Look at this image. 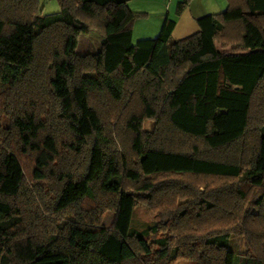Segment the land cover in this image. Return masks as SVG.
I'll return each instance as SVG.
<instances>
[{
    "label": "trees",
    "instance_id": "16d2710c",
    "mask_svg": "<svg viewBox=\"0 0 264 264\" xmlns=\"http://www.w3.org/2000/svg\"><path fill=\"white\" fill-rule=\"evenodd\" d=\"M57 3L0 0V264H264V0L136 41L128 0Z\"/></svg>",
    "mask_w": 264,
    "mask_h": 264
},
{
    "label": "crops",
    "instance_id": "0c3cea01",
    "mask_svg": "<svg viewBox=\"0 0 264 264\" xmlns=\"http://www.w3.org/2000/svg\"><path fill=\"white\" fill-rule=\"evenodd\" d=\"M182 1L128 0L129 9L141 13L134 21L132 33L140 25L142 29L138 39L154 38L164 20L168 18L174 20L172 39L179 40L198 31L196 19L208 14H217L226 7V0H186L178 13L177 4Z\"/></svg>",
    "mask_w": 264,
    "mask_h": 264
},
{
    "label": "rangeland",
    "instance_id": "374dc122",
    "mask_svg": "<svg viewBox=\"0 0 264 264\" xmlns=\"http://www.w3.org/2000/svg\"><path fill=\"white\" fill-rule=\"evenodd\" d=\"M41 5H42V8H41L42 14L54 13L58 10L57 0H41ZM139 26L140 25H138V27H136L134 33H132L133 41H136L138 38H140L139 32H141L142 26H140V27ZM132 28H133V26H132ZM99 41H100V36L94 31H90V32L85 33V34L84 33L80 34L78 39H77L76 52H78V53L95 52L99 48ZM152 127H153V122L151 120H146L144 122V128L145 129L151 130ZM179 137H180V135H179ZM24 163H26V164H24ZM24 163H23V165H24V170H25L26 167H28V165H29L28 159H25ZM179 177L181 179H184L185 181L192 182L200 190L204 189V186H205L204 184L216 185L222 181L219 179H212V178L193 177L191 175H182ZM46 204L47 205L45 206V208L47 207L46 209H48L49 202H46ZM27 206L29 208H32V209L35 208L32 201L28 202ZM42 208L44 210L40 209V211H39V209H38V211H39L40 215L42 214L41 220H45V218H48V216L44 215V213H45L44 211H46L44 206H42ZM32 214H34V212H32ZM112 217H113V211L111 209H105L104 208V210L102 211V214H101V222L106 227H109L111 225L110 223L112 221ZM153 222H154V211L151 208H149L145 204L138 205L135 208V210L133 212V223L135 224V226L137 228L145 227L147 225L152 224ZM45 228L47 229L46 232L47 231L49 232L52 229L51 225L44 226V229ZM24 231H26L25 227H24ZM244 238L245 237L243 235H241L240 238H237L242 245L245 243L243 240ZM172 264H190V263L188 261L180 259V260H176Z\"/></svg>",
    "mask_w": 264,
    "mask_h": 264
}]
</instances>
